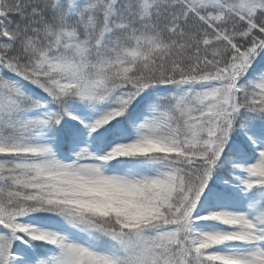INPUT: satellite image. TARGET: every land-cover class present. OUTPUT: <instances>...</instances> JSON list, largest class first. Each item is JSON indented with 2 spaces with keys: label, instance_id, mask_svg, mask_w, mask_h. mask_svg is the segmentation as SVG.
Listing matches in <instances>:
<instances>
[{
  "label": "snow or ice",
  "instance_id": "obj_1",
  "mask_svg": "<svg viewBox=\"0 0 264 264\" xmlns=\"http://www.w3.org/2000/svg\"><path fill=\"white\" fill-rule=\"evenodd\" d=\"M0 264H264V0H0Z\"/></svg>",
  "mask_w": 264,
  "mask_h": 264
}]
</instances>
